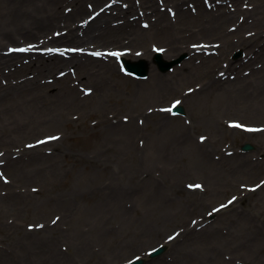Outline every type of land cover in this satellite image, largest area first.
I'll return each instance as SVG.
<instances>
[{
    "label": "rangeland",
    "instance_id": "rangeland-1",
    "mask_svg": "<svg viewBox=\"0 0 264 264\" xmlns=\"http://www.w3.org/2000/svg\"><path fill=\"white\" fill-rule=\"evenodd\" d=\"M36 1L0 0V13ZM58 1L50 34L70 33L80 6L79 22L113 10L112 28L75 46L87 61L42 47L0 67V264H36L16 245L41 231L58 264H264V130H247L264 129V0ZM113 52L146 60L148 77ZM156 53L179 63L160 72ZM175 105L185 116L162 111Z\"/></svg>",
    "mask_w": 264,
    "mask_h": 264
},
{
    "label": "bare ground",
    "instance_id": "bare-ground-1",
    "mask_svg": "<svg viewBox=\"0 0 264 264\" xmlns=\"http://www.w3.org/2000/svg\"><path fill=\"white\" fill-rule=\"evenodd\" d=\"M101 1L102 0H95V3L98 4ZM58 3V0H38L35 2V4H24L19 2L18 4L20 5V12H18V15H14L12 17V9L9 10V14L7 15L0 13V67L7 65L10 61H13L16 58H37V51L42 47H61L63 50H67L75 49L76 45H90L92 43H95V40H101L98 36H95L94 34H96L97 32H107L112 28L110 25L106 26V23L108 24V20L110 19L107 16V13H110L113 10L109 11L110 8L107 9V7H104L102 12L103 14L101 13L94 18L90 14L84 21L82 20L81 22H79V17H82L85 13H87V10L80 6L78 11L75 14L71 15L70 18H65L67 21V28L69 27V30L75 29L74 31L71 30L70 33L66 32V35L60 37L56 35V33H54L55 30L52 34H50V28L57 27L61 23V21H63V19H61L60 15L58 14ZM10 4L12 5L15 3ZM14 12H16V10H14ZM4 20H8L5 25H10L9 28H5L3 26ZM76 21L79 22L77 26L75 25ZM9 31H12L13 34L9 33ZM5 39L9 41H14L18 44V46L5 43ZM30 45L34 47L29 48ZM22 48H28L29 50L13 51V49ZM67 53H70L68 56L73 61L83 59L87 61L89 58L87 57V54L84 51H65V54ZM53 54L55 53H52L51 56H53ZM50 59L56 60L57 62L65 60L62 57L56 56ZM44 97V95L39 96L38 100L45 99ZM40 112H44V110H40ZM134 129L135 132H138V129ZM134 129L126 132H118L116 129H113V132L111 134L116 137V133H118L120 140L124 142V144H132L133 133H135ZM3 206L7 205H0V207ZM94 214L102 215L103 212L98 209ZM23 235V238H21V240L16 245L17 250H19L23 254V263H26V260L32 255H35L36 264L61 263V261L63 260V254L59 251L57 252V246L55 242L56 237L54 236L55 234H50L47 231H41L40 234H30V232H24ZM36 251H38V254L35 253Z\"/></svg>",
    "mask_w": 264,
    "mask_h": 264
},
{
    "label": "water",
    "instance_id": "water-1",
    "mask_svg": "<svg viewBox=\"0 0 264 264\" xmlns=\"http://www.w3.org/2000/svg\"><path fill=\"white\" fill-rule=\"evenodd\" d=\"M240 54H238L236 57H238ZM179 61H173V62H165L162 57L160 55H157L155 57V63L158 65V67L160 68V70L162 72H167L169 69H171V67L175 64H177ZM124 64H125V67L127 69V72L129 74H132L134 76H137V77H146L147 74H148V65L145 61H140L138 63H132L130 61H124ZM173 113L174 114H185V110L183 107H178V108H175L173 109ZM243 151H250V150H253V147L249 144H246L243 148H242ZM164 251V249L160 248L158 250H156L152 255L151 257H157L159 256L160 254H162ZM143 261L141 260H138V261H135L131 264H142Z\"/></svg>",
    "mask_w": 264,
    "mask_h": 264
},
{
    "label": "snow or ice",
    "instance_id": "snow-or-ice-1",
    "mask_svg": "<svg viewBox=\"0 0 264 264\" xmlns=\"http://www.w3.org/2000/svg\"><path fill=\"white\" fill-rule=\"evenodd\" d=\"M162 2H163V0H161V3H162ZM102 10H103V9H102ZM102 10H101V11H102ZM169 11H171V9H169ZM144 27H148V25L145 24ZM31 47H34V46L30 45L29 48H31ZM193 47H199V45H193ZM28 50H29L28 48L13 49V51H28ZM158 50H162V49H158ZM45 51H47V52H62V51H73V52H76V51H80V52H82L83 49H67V50H61V49L50 48V49H45ZM91 55H94V56L100 57V56H104L105 53H103V52H93V53H91ZM108 55L119 56L120 53H119V52H113V53H108ZM61 75H63V73H61ZM221 75H223V73H221ZM88 91H89V93H90V92H91V89H89ZM189 91H191V89H190ZM175 103H176V104H179V103H181V102H180V101H175ZM162 111L171 112L172 109H171V108H169V109H162ZM126 119H127V118H126ZM234 126H236V127H242V128L245 127V126L242 125V124H237V125H234ZM247 130H249V131H259V130H264V129H247ZM49 139H59V137H49ZM200 139H201V141H204L206 138L203 137V136H201ZM37 143H45V141H37ZM28 147H33V145H28ZM0 155H3V154L0 153ZM2 175H3V173H0V176H2ZM4 180H5V183L8 182V180H7L6 177L4 178ZM262 183H264V181H262ZM189 187L200 188V187H202V185H189ZM257 187H259V185H257ZM235 199H236V197H233L232 200L229 201V204H231ZM220 207H221V208H224V207H226V205H223V204H222ZM213 211H219V209H213ZM57 219H59V218H57ZM53 223H55V221H53ZM41 227H42V225H41ZM173 238H174V237L169 236V240H171V239H173ZM129 264H131V262H129Z\"/></svg>",
    "mask_w": 264,
    "mask_h": 264
}]
</instances>
